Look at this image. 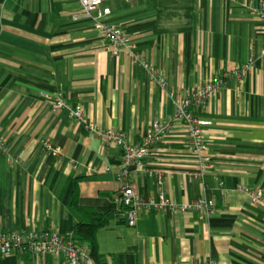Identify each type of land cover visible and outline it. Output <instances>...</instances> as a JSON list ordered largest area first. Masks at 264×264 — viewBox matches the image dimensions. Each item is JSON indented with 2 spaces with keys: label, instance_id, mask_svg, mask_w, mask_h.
I'll list each match as a JSON object with an SVG mask.
<instances>
[{
  "label": "crops",
  "instance_id": "crops-1",
  "mask_svg": "<svg viewBox=\"0 0 264 264\" xmlns=\"http://www.w3.org/2000/svg\"><path fill=\"white\" fill-rule=\"evenodd\" d=\"M261 1H109L110 20L164 76L161 89L127 51L111 54L91 22L73 20L79 0H0V231L70 235L85 219L76 201L112 217L96 235L107 264H264V206L251 198L264 194V20L252 15ZM251 55L244 80L228 78L205 109H193L212 122L204 136L213 170L200 178L186 128L172 123L128 179L143 198L207 197L215 212H142L128 227L118 204L122 150L47 97L62 93L90 122L139 144L154 122L173 118L179 98L226 79ZM0 264L67 262L8 256Z\"/></svg>",
  "mask_w": 264,
  "mask_h": 264
},
{
  "label": "built area",
  "instance_id": "built-area-1",
  "mask_svg": "<svg viewBox=\"0 0 264 264\" xmlns=\"http://www.w3.org/2000/svg\"><path fill=\"white\" fill-rule=\"evenodd\" d=\"M111 0H79L81 11L72 16L73 20H87L93 24L95 29L108 43V51L113 55H120L127 51L135 63L139 64L148 74L150 81L160 87L165 88L164 76L159 74L153 65L138 56L136 47L132 43L128 34L115 22L111 21L112 12L106 4ZM129 1V0H126ZM246 1V0H240ZM252 15L260 20H264V1L258 7L252 9ZM264 52V49H263ZM255 57L251 55L236 71L226 79L213 82L194 93L182 96L175 105V113L169 121H156L152 128L145 135L139 144L129 142L126 135L114 129H102L100 126L90 122L85 116L81 107H72L62 93L55 96H48L53 110L68 111L70 117L80 123L87 133H91L111 145L122 150V160L117 181L120 184L118 204L123 211V215L128 227H135L139 215L151 212H174L179 211L184 214L199 213L200 215H211L216 207L212 199L204 197L196 199L190 204H178L166 197L161 192L156 197L143 198L136 194L132 185L128 183L131 169L142 172L143 162L153 156L155 145L167 134L172 123L181 124L186 128L189 143L188 152L195 155L201 163L200 178L203 174L212 171L213 158L209 153V142L204 136V128L211 126L212 122L198 118L194 108L205 109L209 102L216 98L226 81L230 77L244 80L253 70ZM3 142L0 138V146ZM45 148L50 149L48 143ZM58 152V150H57ZM150 177L157 178L159 185H162L161 175L149 174ZM222 186V184H220ZM254 202L264 206V194L256 192L251 194ZM8 256H35V257H62L67 264H95L90 258V252L79 246L73 238L72 233L62 236L55 231H43L29 233H7L0 231V257ZM207 264H214L209 261Z\"/></svg>",
  "mask_w": 264,
  "mask_h": 264
},
{
  "label": "trees",
  "instance_id": "trees-1",
  "mask_svg": "<svg viewBox=\"0 0 264 264\" xmlns=\"http://www.w3.org/2000/svg\"><path fill=\"white\" fill-rule=\"evenodd\" d=\"M73 208L85 216V219L75 227L72 233L74 240L81 247L85 245L90 247V258L95 264H107L104 257L98 253L96 235L99 230L107 226L111 220L110 218H112L111 215L97 214L93 211L82 209L76 201H73Z\"/></svg>",
  "mask_w": 264,
  "mask_h": 264
}]
</instances>
